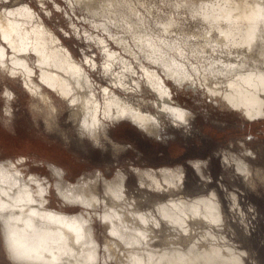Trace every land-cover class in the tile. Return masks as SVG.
<instances>
[{"label": "bare ground", "instance_id": "obj_1", "mask_svg": "<svg viewBox=\"0 0 264 264\" xmlns=\"http://www.w3.org/2000/svg\"><path fill=\"white\" fill-rule=\"evenodd\" d=\"M69 1L83 5L88 18L97 16L94 0ZM114 1L105 0L102 12L116 18L124 6ZM189 1L194 14L205 21L204 37L210 49L214 51L218 45L220 51L210 53L208 63L201 62L211 66L201 71V78L198 64L178 60V66L172 67L169 58L144 51L147 45L136 46L128 42V34L123 36L103 25L121 50L110 46L105 34H87L88 41L104 47L103 72L113 81L111 85L97 82L87 68L88 65L99 69L97 58L87 55V51L84 59L76 58L64 39L46 23L43 14L24 0H0V75L8 73L14 79L22 78L24 87L35 97L34 108L46 106L43 116L48 128L60 126L61 107L54 94L61 96L71 107L70 117L80 134L89 135L96 142L103 138L112 140L108 123L128 117L149 132H160L167 116L178 125L189 122L193 111L177 97L182 90L204 93L214 103L240 112L249 121L264 117V0ZM56 5L60 7L57 2ZM125 50L135 55L143 67L145 77L157 93L159 112L152 113L142 99L133 104L128 97L129 92L143 88L141 81L136 80L132 86L129 82L128 73L133 75L137 71L136 68L133 71L131 61H123L122 69L116 70L115 61ZM147 59L159 62L163 68L145 65ZM214 64L220 68H213ZM192 68L198 70V79L189 78ZM6 92L10 98L12 91L7 88ZM19 161L0 160V224L9 256L15 261L248 264L247 251L234 245L218 229L225 216L215 191L193 198L170 197L159 201L156 207H142L138 197L128 191L127 174L123 171L108 178L100 170L71 181L61 163L47 162L52 176H42L26 172ZM195 163L202 173L200 161ZM238 168L247 175L251 172L250 166L242 162ZM153 170H140L142 184L170 191L180 189L182 168L163 167L159 174ZM55 188L63 200L61 206L51 201ZM147 200L151 198L148 196ZM71 204L74 206L70 207ZM99 224L104 226L102 232Z\"/></svg>", "mask_w": 264, "mask_h": 264}, {"label": "rangeland", "instance_id": "obj_2", "mask_svg": "<svg viewBox=\"0 0 264 264\" xmlns=\"http://www.w3.org/2000/svg\"><path fill=\"white\" fill-rule=\"evenodd\" d=\"M24 1L43 14L46 23L64 39L76 58L84 59L85 51L97 58L99 69L88 65L87 68L92 71L91 77L104 84L113 82L103 72L104 47L88 41L87 34H105L110 46L118 50H121V45L103 25L123 36L128 34V42L132 44L147 45L144 51L169 58L172 67L178 66V60L198 64L200 78L201 71L207 67L201 62L208 63L206 59L210 53H220L218 45L216 50L210 49V43L204 37L205 21L194 14V6L189 0H115L124 6L116 18L102 12L105 0H94L92 4L97 16L94 15L93 19L86 16L87 10L83 5H73L69 0ZM128 8H131L130 13ZM167 24L171 25L166 27ZM121 54V58L115 61L116 70L122 69L123 61H131L133 71L135 68L137 71L133 75L128 73L129 82L132 86L136 80L141 81L143 88L139 92H129L128 97L133 104L142 99L152 113L159 112L157 93L145 77L140 62L130 51L125 50ZM158 63L149 59L145 61V65L150 67L163 68ZM213 68L220 66L214 64ZM191 71L189 78L198 79V70L192 68ZM7 74L0 75V160L20 159L19 163L22 161L23 164L20 166L26 172L42 176H52V169L47 164L53 160L68 170L67 176L71 181L100 170L108 178L123 171L127 174L128 191L138 197L142 207H156L159 201H167L170 197L183 195L193 198L215 191L221 199L225 216L222 227L218 229L227 234L234 245L247 251L245 258L248 264H264V117L249 121L240 112L214 103L204 93H185L182 90L177 97L193 111L189 122L178 125L167 116L160 132H149L128 117L108 123L113 141L103 138L96 142L91 136L80 134L70 117L71 107L58 94L54 97L61 107L60 126L59 129L48 128L43 116L46 106L34 108L35 97L24 87L22 78L14 79ZM7 88L12 91L10 98ZM195 161H200L202 173ZM241 162L250 166L248 175L238 168ZM163 167L183 169L181 190L170 191L141 183L140 170L154 169L159 174ZM159 177L163 180L162 176ZM53 192L52 203L63 205L56 188ZM97 227L99 232L104 230L102 224ZM0 264H22L9 256L1 224Z\"/></svg>", "mask_w": 264, "mask_h": 264}]
</instances>
